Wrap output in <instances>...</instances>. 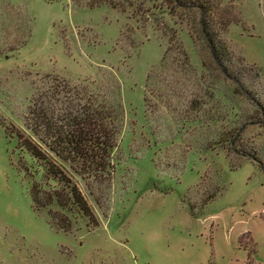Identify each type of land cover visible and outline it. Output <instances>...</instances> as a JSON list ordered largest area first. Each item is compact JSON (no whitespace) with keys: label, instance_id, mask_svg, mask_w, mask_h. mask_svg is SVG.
<instances>
[{"label":"rangeland","instance_id":"374dc122","mask_svg":"<svg viewBox=\"0 0 264 264\" xmlns=\"http://www.w3.org/2000/svg\"><path fill=\"white\" fill-rule=\"evenodd\" d=\"M130 2L0 0V264H264V0H210L219 60L196 7ZM91 104L110 165H61L99 223L56 230L7 133Z\"/></svg>","mask_w":264,"mask_h":264},{"label":"trees","instance_id":"16d2710c","mask_svg":"<svg viewBox=\"0 0 264 264\" xmlns=\"http://www.w3.org/2000/svg\"><path fill=\"white\" fill-rule=\"evenodd\" d=\"M86 1L92 6L102 3L116 5L115 0ZM127 1L128 5L134 4L130 0ZM171 1L176 2L180 7L199 9L202 32L212 54L219 60L224 55L222 52L224 46L216 43L210 31V19L215 14L208 5L210 0ZM36 117L39 119L37 125L42 124L51 137V142L42 137H38L39 142L35 141L21 129H14L7 133L16 138L17 149L21 153H26L31 159V163L22 159L20 167L30 180L29 196L32 209L38 213L44 208L54 206L55 211L53 209L48 211L47 224L56 230L69 231L72 226V217L85 219L88 226H97L98 218L93 213L84 193L62 163L67 162L76 173L79 172L78 167L92 171L108 169L111 153L117 143L116 123L110 115L97 109L93 104L82 111V115H74L69 121L66 118L65 125H56V121L47 118L46 114L41 111ZM29 128L37 135L34 126H29ZM244 154L248 155L247 152ZM249 159L260 163L256 154H250Z\"/></svg>","mask_w":264,"mask_h":264}]
</instances>
